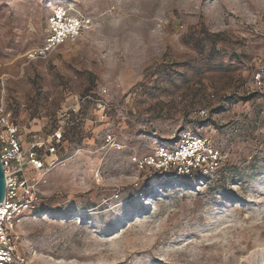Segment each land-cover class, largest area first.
I'll list each match as a JSON object with an SVG mask.
<instances>
[{"label": "rangeland", "instance_id": "obj_1", "mask_svg": "<svg viewBox=\"0 0 264 264\" xmlns=\"http://www.w3.org/2000/svg\"><path fill=\"white\" fill-rule=\"evenodd\" d=\"M57 7L91 29L30 59ZM0 106L64 138L10 264L264 260V0H0Z\"/></svg>", "mask_w": 264, "mask_h": 264}, {"label": "built area", "instance_id": "obj_2", "mask_svg": "<svg viewBox=\"0 0 264 264\" xmlns=\"http://www.w3.org/2000/svg\"><path fill=\"white\" fill-rule=\"evenodd\" d=\"M68 13L63 7L53 11L44 43L30 53V59H43L91 29L89 18L70 16ZM13 116L5 106H0V159L7 185L4 201L0 203V264H10L13 258L12 231L16 223L35 210L39 185L44 182L46 174L63 161L57 150V144L62 140L61 132L48 139L35 135L29 143H25L22 130L13 122ZM176 154L180 157L183 152Z\"/></svg>", "mask_w": 264, "mask_h": 264}, {"label": "trees", "instance_id": "obj_3", "mask_svg": "<svg viewBox=\"0 0 264 264\" xmlns=\"http://www.w3.org/2000/svg\"><path fill=\"white\" fill-rule=\"evenodd\" d=\"M15 121H16V119L13 116V122H15ZM63 143H64V138L62 136L61 142L59 144H57V150H58V147H60L61 145H63ZM58 154L62 158V155H60L59 152H58ZM209 162L210 161H208L206 163H203V164H200V166H198V167L193 166V167H191L188 170V172L191 173L193 175V177L196 178V176L198 175V172L203 173L205 171V168L203 167V165H208ZM227 165H228L227 163L220 162V164H217L215 167H213V169H212L213 172H212L211 175L210 174L209 175H205L204 174V176L202 175L201 178L207 180L210 183H212L214 181L222 180L224 178V176H225V171H226ZM172 170H173L174 173H176L178 171V167L176 165H174V166H172Z\"/></svg>", "mask_w": 264, "mask_h": 264}, {"label": "water", "instance_id": "obj_4", "mask_svg": "<svg viewBox=\"0 0 264 264\" xmlns=\"http://www.w3.org/2000/svg\"><path fill=\"white\" fill-rule=\"evenodd\" d=\"M6 188L7 185H6L5 172H4L3 164L0 159V203L4 201Z\"/></svg>", "mask_w": 264, "mask_h": 264}, {"label": "bare ground", "instance_id": "obj_5", "mask_svg": "<svg viewBox=\"0 0 264 264\" xmlns=\"http://www.w3.org/2000/svg\"><path fill=\"white\" fill-rule=\"evenodd\" d=\"M260 264H264V260H262Z\"/></svg>", "mask_w": 264, "mask_h": 264}]
</instances>
